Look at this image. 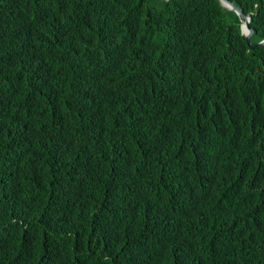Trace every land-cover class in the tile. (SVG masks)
<instances>
[{"label":"trees","instance_id":"trees-1","mask_svg":"<svg viewBox=\"0 0 264 264\" xmlns=\"http://www.w3.org/2000/svg\"><path fill=\"white\" fill-rule=\"evenodd\" d=\"M264 39V0H231ZM220 0H0V264H264V44Z\"/></svg>","mask_w":264,"mask_h":264},{"label":"water","instance_id":"water-1","mask_svg":"<svg viewBox=\"0 0 264 264\" xmlns=\"http://www.w3.org/2000/svg\"><path fill=\"white\" fill-rule=\"evenodd\" d=\"M220 2L223 6H225L228 9L234 10L235 12H237L242 17V19H241V30H242L243 35L246 38L248 45L251 48H255L257 45H260V44H264V39L257 42V43H253L251 41V36L253 35L254 30L250 25V22H251V16L250 15H246L242 11V9L234 1L220 0Z\"/></svg>","mask_w":264,"mask_h":264},{"label":"rangeland","instance_id":"rangeland-1","mask_svg":"<svg viewBox=\"0 0 264 264\" xmlns=\"http://www.w3.org/2000/svg\"><path fill=\"white\" fill-rule=\"evenodd\" d=\"M162 1V0H161Z\"/></svg>","mask_w":264,"mask_h":264}]
</instances>
